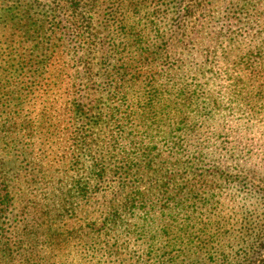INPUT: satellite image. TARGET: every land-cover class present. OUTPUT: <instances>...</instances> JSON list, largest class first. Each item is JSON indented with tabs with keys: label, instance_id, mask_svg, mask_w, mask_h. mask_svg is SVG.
Here are the masks:
<instances>
[{
	"label": "trees",
	"instance_id": "16d2710c",
	"mask_svg": "<svg viewBox=\"0 0 264 264\" xmlns=\"http://www.w3.org/2000/svg\"><path fill=\"white\" fill-rule=\"evenodd\" d=\"M224 1L14 0L25 13L36 5L49 41L42 48L71 59L85 83L72 105L80 153L69 181L83 221L99 226L98 236L126 216L164 223L127 230L147 242L138 264H264L248 259L264 249V235L240 238L243 250L226 255L207 248L217 234L202 239L203 212L180 211L252 186L233 163L251 147L264 154V0L220 9ZM41 220L25 224L29 239L50 221ZM28 249L20 242L0 259L45 264L40 249Z\"/></svg>",
	"mask_w": 264,
	"mask_h": 264
},
{
	"label": "rangeland",
	"instance_id": "374dc122",
	"mask_svg": "<svg viewBox=\"0 0 264 264\" xmlns=\"http://www.w3.org/2000/svg\"><path fill=\"white\" fill-rule=\"evenodd\" d=\"M230 1L221 2L220 9ZM27 10L14 5V0H0V256L8 249L14 252L21 242L28 250L40 249L45 264H138L137 256L144 255L147 242L141 233L127 230H134L136 224L159 227L164 223L148 222L145 215L126 216L111 224L109 236H98L99 226L89 227L83 221L79 212L83 203L69 181L80 153L73 144L81 124L72 105L79 101L76 94H83L85 83L71 59L48 55L42 48L49 41L36 15L40 10L36 5L30 13ZM233 164L243 177L254 181L252 186L224 189L219 204L209 203L203 210L180 209L194 210L195 216L203 212L210 225L202 239L208 241L212 234L220 237L207 248L230 256L243 250L240 238L250 242L257 234L264 235V154L251 147ZM58 187L54 196L53 188ZM104 209L99 208L98 215ZM38 219L50 221L31 240L25 224ZM156 242L155 248L163 251L164 239L158 237ZM259 255L264 259V249L255 250L248 259ZM0 264L8 262L0 259Z\"/></svg>",
	"mask_w": 264,
	"mask_h": 264
}]
</instances>
